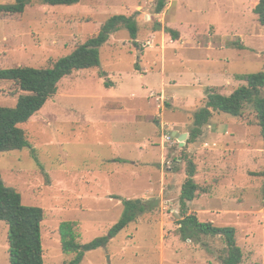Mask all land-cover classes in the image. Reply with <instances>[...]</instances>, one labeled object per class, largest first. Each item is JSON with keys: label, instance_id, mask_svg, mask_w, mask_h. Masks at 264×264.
<instances>
[{"label": "rangeland", "instance_id": "obj_1", "mask_svg": "<svg viewBox=\"0 0 264 264\" xmlns=\"http://www.w3.org/2000/svg\"><path fill=\"white\" fill-rule=\"evenodd\" d=\"M256 1L168 0L153 14V0H31L21 14L0 12V68L49 66L114 14H134L138 24L135 43L126 29L111 34L99 66L63 77L56 94L20 125L31 148L0 153L4 183L23 204L44 210L43 264L75 257L63 240L83 244L106 235L121 219L124 199L142 211L80 264H221L222 238L184 240L178 231L185 156L196 165L199 186L187 212L233 227L240 264H264L263 177L255 174L264 169V152L252 110L241 117L214 113L184 150L174 138L162 142L168 131L189 133L205 89L214 87L205 85L228 95L245 83L240 75L264 70ZM157 23L178 31V39L156 30ZM20 94L14 82L0 80V106L13 107ZM7 236L0 221V264H9Z\"/></svg>", "mask_w": 264, "mask_h": 264}, {"label": "trees", "instance_id": "obj_2", "mask_svg": "<svg viewBox=\"0 0 264 264\" xmlns=\"http://www.w3.org/2000/svg\"><path fill=\"white\" fill-rule=\"evenodd\" d=\"M47 5L70 6L80 0H40ZM31 0H14L12 3L0 4V12L21 14ZM168 0H153V14L164 11ZM252 12L258 23L264 27V0H258ZM126 29L135 43L138 24L133 15L114 14L108 17L100 26L98 32L79 44L67 56L61 57L46 67H9L0 68V80L12 81L23 92L17 97L13 107L0 106V153L31 148L24 130L20 127L26 123L44 104L57 92L58 82L74 70L88 69L99 66L100 47L109 39L110 35L119 29ZM156 30L169 33L172 40L179 37V32L156 24ZM264 69V66H263ZM100 77L106 73L99 72ZM245 83L235 88L230 94L217 92L214 87L205 89L206 101L193 114V126L182 149L194 142L202 133L204 125L208 124L212 113H224L234 117H241L245 110H252L256 124L260 128L264 151V70L256 73L240 75ZM106 85H110L107 81ZM186 178L181 186L179 203L181 217L177 221L178 231L184 240L199 239L201 236L220 237L225 245V255L221 264H240L242 261L241 248L236 243L235 229L230 226H215L210 221H199L193 213L186 210V202H191L199 191L194 181L196 165L185 156ZM43 170V167L41 165ZM263 177L262 192L264 198V169L255 173ZM124 207L122 217L104 236L80 244L72 240H63L65 252H75V257L66 264H80L86 251L104 248L129 222L133 221L138 212L136 204L128 199L122 200ZM44 210L39 206L22 203L20 193L11 186H7L0 174V221L8 225L9 264H43V248L41 238V223ZM68 236H71L69 234ZM66 237V234L64 235Z\"/></svg>", "mask_w": 264, "mask_h": 264}, {"label": "crops", "instance_id": "obj_3", "mask_svg": "<svg viewBox=\"0 0 264 264\" xmlns=\"http://www.w3.org/2000/svg\"><path fill=\"white\" fill-rule=\"evenodd\" d=\"M256 2H257V1H256ZM256 2H254L252 6H254V5L256 4ZM162 74H163V73H162ZM162 82H163V81H162ZM175 82H176V81H175ZM163 83H164V82H163ZM164 84H165V83H164ZM205 86L220 87V86H215V85H205ZM151 93H153V95L155 94L153 90H152V91H151V90L149 91V95H150ZM131 94H132V93H131ZM205 94H206V93H205ZM150 97H152V96H150ZM158 98H159V97H158ZM214 113H218V112H213V113H212V116H211V118H210V121L214 118V116H213ZM158 114H159V116H160V118H161L162 115H161L160 113H158ZM227 115H228V114H227ZM233 117H234V116H233ZM160 120H161V119H160ZM160 120H159V121H160ZM210 121H209V123L207 124V127H210V126H211V125H210ZM157 125H158V122L156 123V126H157ZM172 128H173V127H172ZM173 129H174V128H173ZM176 131H177V130H176ZM177 132H179V131H177ZM179 133H180V132H179ZM235 136H236V137H240V136H237V135H235ZM195 141H196V140H195ZM195 141H194V142H195ZM194 142H192V143H194ZM212 144H214V143H212ZM205 145H208V146H209V143H206ZM245 146H248V145H245ZM181 148H182V147H181ZM248 148H249V147H248ZM262 150H263V146H262ZM249 151H250V149H247L248 154L251 153V152H249ZM263 152H264V151H263ZM121 161H122V163H125V162L127 161V159H121ZM198 192H199V191H198ZM198 192H197V194H198ZM194 199H195V198H194ZM188 213H189V212H188ZM190 213H191V212H190Z\"/></svg>", "mask_w": 264, "mask_h": 264}, {"label": "water", "instance_id": "obj_4", "mask_svg": "<svg viewBox=\"0 0 264 264\" xmlns=\"http://www.w3.org/2000/svg\"><path fill=\"white\" fill-rule=\"evenodd\" d=\"M170 134L172 135V137L177 139L181 145L184 144V142L186 141L188 137L187 133H179L177 131H170Z\"/></svg>", "mask_w": 264, "mask_h": 264}, {"label": "built area", "instance_id": "obj_5", "mask_svg": "<svg viewBox=\"0 0 264 264\" xmlns=\"http://www.w3.org/2000/svg\"><path fill=\"white\" fill-rule=\"evenodd\" d=\"M147 43H149V42H147ZM150 96H153V93H151ZM161 97H162V95H161ZM173 138L174 137H172V135L168 131L166 134L162 135V142L172 143ZM174 140H177V139L174 138Z\"/></svg>", "mask_w": 264, "mask_h": 264}]
</instances>
